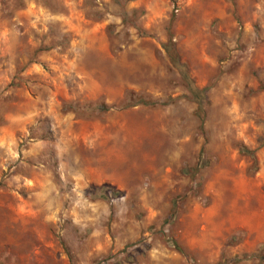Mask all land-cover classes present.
<instances>
[{"label":"rangeland","instance_id":"1","mask_svg":"<svg viewBox=\"0 0 264 264\" xmlns=\"http://www.w3.org/2000/svg\"><path fill=\"white\" fill-rule=\"evenodd\" d=\"M0 264H264V0H0Z\"/></svg>","mask_w":264,"mask_h":264},{"label":"trees","instance_id":"2","mask_svg":"<svg viewBox=\"0 0 264 264\" xmlns=\"http://www.w3.org/2000/svg\"><path fill=\"white\" fill-rule=\"evenodd\" d=\"M178 58H179L178 55L175 53L174 54L175 66H178L181 69L182 77L188 86V90L191 93L193 100L197 103L198 107H201L202 100L205 97L204 92L207 88H198L197 86L194 85L193 80L189 77L187 73L186 66L182 64ZM137 104L148 105V106L155 105V103L152 100H144L142 98H139L135 102H129L126 106H132V105H137ZM84 106L90 107V105H84ZM91 108H95V110L103 111L107 109V106L105 104H96Z\"/></svg>","mask_w":264,"mask_h":264}]
</instances>
